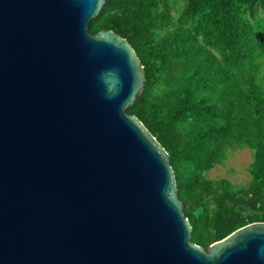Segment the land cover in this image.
Wrapping results in <instances>:
<instances>
[{
	"label": "water",
	"instance_id": "95a60500",
	"mask_svg": "<svg viewBox=\"0 0 264 264\" xmlns=\"http://www.w3.org/2000/svg\"><path fill=\"white\" fill-rule=\"evenodd\" d=\"M106 0H0V264H264V223L191 242L143 66Z\"/></svg>",
	"mask_w": 264,
	"mask_h": 264
},
{
	"label": "trees",
	"instance_id": "16d2710c",
	"mask_svg": "<svg viewBox=\"0 0 264 264\" xmlns=\"http://www.w3.org/2000/svg\"><path fill=\"white\" fill-rule=\"evenodd\" d=\"M101 30L143 66V92L126 112L168 153L191 242L208 250L264 223V0H106L89 23L90 34ZM244 146L255 151L246 185L205 177Z\"/></svg>",
	"mask_w": 264,
	"mask_h": 264
},
{
	"label": "rangeland",
	"instance_id": "374dc122",
	"mask_svg": "<svg viewBox=\"0 0 264 264\" xmlns=\"http://www.w3.org/2000/svg\"><path fill=\"white\" fill-rule=\"evenodd\" d=\"M241 115L245 114L242 112ZM245 135L246 139L250 143H253L251 135H249V133H246ZM254 152V149L250 146L228 149L225 162L207 170L204 175L209 180L226 179L236 187L240 188L241 186L246 185L250 180L248 169L254 160Z\"/></svg>",
	"mask_w": 264,
	"mask_h": 264
}]
</instances>
